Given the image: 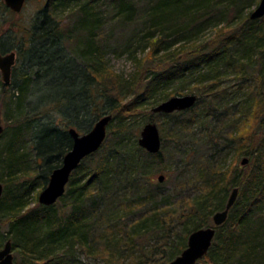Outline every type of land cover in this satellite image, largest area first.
<instances>
[{"label": "trees", "instance_id": "obj_1", "mask_svg": "<svg viewBox=\"0 0 264 264\" xmlns=\"http://www.w3.org/2000/svg\"><path fill=\"white\" fill-rule=\"evenodd\" d=\"M259 2L47 0L36 26L19 40L11 84L0 82L6 122L0 140L8 136L0 250L11 241L14 264H80L79 253L104 264H170L189 235L207 227L216 236L197 264H264V133L245 122L264 117V18H242ZM9 13L0 0V28ZM236 20L244 25L239 32L232 27ZM210 27L218 29L216 39L233 33L217 45H198ZM139 50L158 66L142 92L125 103L114 93L120 78L105 57L127 53L137 60ZM254 55L261 84L236 102L238 91L232 93L224 79L229 72L251 74ZM174 83L180 88L162 96ZM191 85L198 97L192 109L150 115L149 122L156 117L159 123V154L142 149L137 135L129 145L131 119L144 104L158 105ZM109 108L114 116L106 141L73 172L65 195L53 206L38 201L30 207L32 192L48 185L72 148L68 130L89 132ZM170 141L181 158L176 165L163 159ZM231 152L236 162L249 157V164L224 166ZM174 166L180 171L175 195L191 185L197 192L179 209L164 190L173 179L157 185L151 179ZM235 188L239 196L228 220L215 227L213 215L225 209ZM180 225L178 244L173 238Z\"/></svg>", "mask_w": 264, "mask_h": 264}, {"label": "rangeland", "instance_id": "obj_2", "mask_svg": "<svg viewBox=\"0 0 264 264\" xmlns=\"http://www.w3.org/2000/svg\"><path fill=\"white\" fill-rule=\"evenodd\" d=\"M47 0H27L26 4L23 8V10L19 13L16 14L12 12L11 14L9 13L4 20V23L2 27L0 28V42L1 45L4 44L5 48L10 49L7 53L11 51L16 52V48L18 47L19 40L22 39V36L26 34V30H32L35 26L36 23L39 20V16L41 13V10L45 6ZM257 7V5L253 6L250 9L245 10L243 13L242 18L247 17L252 11ZM66 14H62L61 17L66 18ZM241 20H236L233 24V29H236L238 32L243 27L244 25L242 24ZM218 29H215L213 27H210L207 29V31L201 36V38L198 40V45H206L214 42V45H217L221 39H224L225 37L229 36L231 33L230 31H227V33L223 34L220 36L219 39H216ZM235 32V31H234ZM149 52L143 53L142 51H138L136 54V59L133 60L132 58L129 57L127 53L120 54L117 56L116 53H108L105 57V60L107 62V66L111 69V71L117 75L120 78L119 82V92L116 90L114 92L117 96H119L120 99H122L125 103L129 102L130 100L136 98L139 93L142 92L143 87L146 85L148 80L152 78L153 72L157 69V63L156 62H145L147 59ZM252 62V67L254 70L249 71V73L242 74V76H237L234 73L229 72L228 76L225 77L223 85L225 87H228L231 89V92L234 93L235 91H238L237 96H236V102H242L248 99V96L250 94V91L256 87L257 83L261 84V82L256 78L258 75L257 71H259V66H260V60L257 55H254V57L251 59ZM258 69V70H257ZM254 74L255 78L250 77V75ZM0 82H1V75H0ZM264 82V80H263ZM179 83H174L168 86V88L164 89L161 91V95L163 96L164 93L167 92H172L176 89L180 88ZM194 86H187L185 89H183V92L180 94V96H185V95H190L194 94L191 93L190 90ZM250 89V90H249ZM263 93H264V84H263ZM179 96V95H178ZM160 97V96H158ZM1 99V98H0ZM153 101V100H152ZM151 101V104H144V112L137 117H133L131 119V127H132V133H130L129 138V145L133 144L135 141V135H137V138H140L141 131L143 127L150 121V115L154 114L152 112V109L157 106L153 105ZM111 110V108H109ZM108 112V114H112L114 116V113ZM5 110L0 107V117L3 120L4 126L6 128V122H5ZM157 115V114H155ZM157 118L155 117L153 122L157 124L159 127L158 121H156ZM257 122L251 121V120H245L247 123V128H250L251 126L256 127L255 133L257 132V135H261L264 133V123H261L264 120V117H260L259 119H255ZM96 123V122H95ZM257 125V126H256ZM94 126V125H93ZM93 128V127H92ZM81 134H85L83 131L79 130ZM10 135V134H9ZM8 140V136L0 140V183H4L5 179V167L3 164V161L6 158L7 155V149H6V142ZM174 143L173 142H168L165 148V154H164V160L166 162H171L172 164H178L180 163V156L177 154L175 151L176 149L174 148ZM27 152L30 155H33V152H31L30 148L27 149ZM235 152H231L228 155L227 160L224 163V166L228 167L229 165H235L238 166L240 169L245 168L246 166H241V161L243 158L242 157L238 162L235 160ZM249 158V157H247ZM236 163V164H235ZM167 164V163H166ZM172 173H167L161 172L153 175L151 179L154 180V184H161L158 181V177L160 175H165L166 180L167 179H173V181H170L167 183L165 187V192H168L170 196L168 197V201L170 203H175V209L180 208V204H184V200L190 197H194L196 192V188L194 185L189 186L188 188L184 189L180 195H175V192H173V187L176 182V175L179 173V170H176V167L172 168ZM172 175V178H171ZM166 182V181H165ZM164 182V183H165ZM41 189H37V191L32 192V194L29 197L30 201V207H35L36 202L38 203V197L39 194L41 193ZM36 193H39L36 197ZM186 204V203H185ZM174 207V204L172 205ZM135 214L140 215V211H136ZM134 214L130 215L133 217ZM130 218V217H129ZM128 218V219H129ZM182 226H175V231L174 234L176 235L173 239L180 243V239L178 240L177 235H179V230H181ZM7 232V228H3L1 230V233ZM188 243V242H187ZM13 255L15 257L16 253L13 251ZM78 261L80 264H104L102 261L95 260L88 258L82 253L78 254Z\"/></svg>", "mask_w": 264, "mask_h": 264}, {"label": "water", "instance_id": "obj_3", "mask_svg": "<svg viewBox=\"0 0 264 264\" xmlns=\"http://www.w3.org/2000/svg\"><path fill=\"white\" fill-rule=\"evenodd\" d=\"M6 8L16 14H19L27 0H2ZM250 18L259 20L264 18V0H260L257 7L252 11ZM17 63V53L12 51L7 54L2 53L0 42V75L1 81L5 85H10L12 81L13 69ZM198 101L194 94L185 96H174L161 102L152 109L154 114L170 115L176 112H183L192 109ZM113 120V115L107 114L99 118L93 128L81 134L76 128L68 130L72 138L73 145L71 150L64 156L62 165L55 169L50 176L48 185L41 191L38 197L40 205L53 206L61 199L67 189L70 178L81 163L89 156L98 152L103 146L108 136V128ZM5 131V126L0 117V138ZM139 146L152 155L161 152L162 138L160 129L154 122H148L142 129L138 140ZM249 158H243L241 165L247 166ZM165 175L158 177L159 183H164ZM4 194V185L0 183V204ZM239 196V188L233 189L226 207L213 215L215 227H220L226 223L230 210L234 207ZM216 236L214 227L201 228L193 231L188 237L186 249L177 256L170 264H197L202 260L212 247ZM0 264H14L13 246L11 241H7L0 250Z\"/></svg>", "mask_w": 264, "mask_h": 264}, {"label": "flooded vegetation", "instance_id": "obj_4", "mask_svg": "<svg viewBox=\"0 0 264 264\" xmlns=\"http://www.w3.org/2000/svg\"><path fill=\"white\" fill-rule=\"evenodd\" d=\"M1 49H2V48H1ZM11 52H12V51H11ZM2 53H3V54H7V52H5V51H3V50H2ZM9 53H10V52H9ZM16 53H17V52H16ZM17 58H18V55H17ZM66 190H67V189H66Z\"/></svg>", "mask_w": 264, "mask_h": 264}]
</instances>
